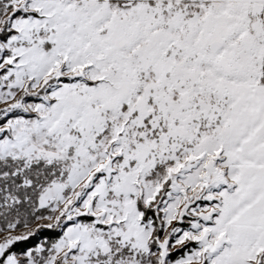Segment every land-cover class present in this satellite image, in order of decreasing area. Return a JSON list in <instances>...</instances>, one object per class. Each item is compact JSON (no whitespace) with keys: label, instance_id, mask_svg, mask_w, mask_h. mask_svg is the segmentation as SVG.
Listing matches in <instances>:
<instances>
[{"label":"snow or ice","instance_id":"6c2138e0","mask_svg":"<svg viewBox=\"0 0 264 264\" xmlns=\"http://www.w3.org/2000/svg\"><path fill=\"white\" fill-rule=\"evenodd\" d=\"M0 264H264V0H0Z\"/></svg>","mask_w":264,"mask_h":264}]
</instances>
